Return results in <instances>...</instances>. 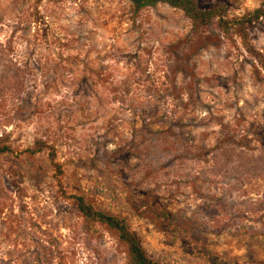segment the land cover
I'll use <instances>...</instances> for the list:
<instances>
[{"label":"rangeland","instance_id":"1","mask_svg":"<svg viewBox=\"0 0 264 264\" xmlns=\"http://www.w3.org/2000/svg\"><path fill=\"white\" fill-rule=\"evenodd\" d=\"M197 1L201 7L228 3ZM4 2L0 0V35L5 27L11 29L8 51L14 50L11 42L17 33L26 39L22 80L39 74L43 76L41 94H58L57 84L65 83L61 77H70L73 98L91 96L105 80L104 69L108 65L101 64L98 69L90 65L109 58L105 48L111 51L116 47L96 39L103 34L86 27L94 14H106L107 10L98 7L101 0H8L11 7L7 11L2 7ZM103 3L124 6L118 9V15L113 12L101 21L100 26L108 29L112 24L110 30L117 33V28L128 23L123 33L127 42L123 43L120 56L141 71L142 82L147 85V99L141 98L137 126L142 121L162 120L174 113L171 126L183 129L187 133L183 137L185 142L193 145L191 157L185 158L184 168L171 180L163 198L155 193H141L148 205L159 203L170 220H158L151 215L145 223L147 209L131 210L129 206L126 213L111 191L98 184H87L102 159L100 149L105 141L89 140L88 147H81L79 152L62 151L63 144L46 142L54 147L50 157L46 149L31 152L34 142L40 139L37 138L22 149L10 145L11 151L0 155V264L126 263L125 247L106 227L87 232L73 200L65 198L62 191L82 193L98 208L125 217L149 256L161 263L264 264V208L243 211L246 204L259 202L264 186L249 187L239 177L225 184L218 175L202 173L199 168L212 155L199 147L200 139L208 140L207 134L200 131L206 126H220L221 135L218 145H212L214 148L235 144L245 149L249 136L258 146L264 145V18L246 28L247 39L262 54L261 64L243 50L235 35L224 36L216 21L193 36L190 20L168 4L134 13L130 0ZM41 4L56 7L42 10ZM48 15L68 23H57L54 28ZM77 16L79 19L74 20ZM8 19H15L16 23H6ZM145 24L154 35L170 33L163 36L159 48L143 46L147 39ZM184 28L187 31L179 35ZM133 33L139 36L128 39ZM141 38L144 40L137 43ZM53 51L55 62L51 59ZM248 88L254 91L249 93ZM130 91L125 89L126 94ZM34 97L39 99L31 89L21 97L15 113L21 122L38 110ZM165 106L167 110L162 111ZM200 111L208 113L206 123L198 119ZM229 113L237 125L246 122L247 136L236 139L232 125L225 122ZM71 139L77 144L75 137ZM53 163L58 164L60 172ZM241 248L245 249L243 255L238 254ZM199 250L216 255L218 260Z\"/></svg>","mask_w":264,"mask_h":264},{"label":"clouds","instance_id":"2","mask_svg":"<svg viewBox=\"0 0 264 264\" xmlns=\"http://www.w3.org/2000/svg\"><path fill=\"white\" fill-rule=\"evenodd\" d=\"M224 5L226 7L218 11V16H224L230 23L251 16L257 11L262 13L264 18V0H228ZM2 7L7 11L11 4L5 0ZM40 7L44 10L56 6L41 4ZM98 7L101 11L107 10L106 14H94L86 23V27L94 33L103 34L96 39H103L109 46L116 47L111 48V51L105 48L104 51L109 52V58L90 65L97 69L101 64L108 67L104 69L105 80L96 86L95 91L87 99L76 100L72 97L73 85L69 82L70 77H61L65 83L57 84L58 94H41L43 85L40 84V80L43 76L39 74L35 78L22 80V62L25 59L22 53L26 47V39L17 33L11 42L14 50L9 52L11 29L5 27L3 34L0 35V139L6 137L5 143L12 145L14 149H22L31 145L34 139L40 138L45 142L55 141L57 144H63L65 147L61 150L67 152L73 150L79 152L81 147L87 148L89 140L98 138L105 141L100 149L102 159L96 165L97 170L90 174L91 180L87 181V184H98L111 191L126 213L130 210L129 206L131 210L147 209L146 223L154 210L148 207L141 193H155L163 198L171 180L184 168L185 158L191 157L193 145L191 142H185L183 137L187 133L183 129L171 126L174 113H169L162 120L142 121L137 126L139 106H142L141 98L147 99L144 91L147 85L142 82L141 71L126 64L120 56V49L123 43L127 42L123 39V33L128 23L126 22L122 28H117L119 36L110 30L112 24H109L108 29L100 26L101 21L106 20L113 12L118 15V9L124 6L104 4L101 0ZM47 18L54 28L57 23L64 25L68 23L63 18L56 20L51 15ZM75 19L79 17H74ZM6 23L15 24L16 20L8 19ZM186 31L187 28L182 29L179 35ZM169 35L170 33L163 34ZM137 36L139 33H133L128 39H135ZM145 36L147 39L143 46L154 48L161 46L163 36L154 35L148 24H145ZM28 38H31L30 35ZM142 40L144 38L137 40V43H141ZM55 51L51 55L53 62ZM155 61L156 57H153L154 65ZM126 88L131 89L127 94ZM30 89L39 97L38 100L35 97L33 100L34 104H38V110L21 122L15 113L21 104V97ZM253 91L252 88L247 89L249 93ZM244 98L247 99V95ZM48 104L53 107L49 108ZM166 110L167 106L162 109ZM197 117L206 123L208 113L200 111ZM225 122L232 125L236 139L248 135L246 122L237 125L232 120L231 113L226 115ZM58 128L61 132L57 131ZM200 131L207 134L208 140L200 139L199 147L204 152L212 153L210 158H206L204 163L199 165L202 173H216L225 184H230L234 178L239 177L246 180L249 187L257 184L264 186V147L258 146L255 139L249 136L245 149L233 147L217 151L212 145H218L220 126H206ZM71 137H75L77 144H73ZM68 145H72V148H68ZM244 251L245 249L241 248L238 254L243 255Z\"/></svg>","mask_w":264,"mask_h":264},{"label":"trees","instance_id":"3","mask_svg":"<svg viewBox=\"0 0 264 264\" xmlns=\"http://www.w3.org/2000/svg\"><path fill=\"white\" fill-rule=\"evenodd\" d=\"M130 2L134 13L139 12L145 7H154L160 3H165L171 7L181 10L191 22V33L193 36H197L201 32L202 28L211 24L213 21H216L218 28L224 36L230 37L232 34L235 35L240 40L243 50L261 63L262 54L260 51L256 50L252 43L247 39L246 32V28L249 24L258 22L262 19V13L258 11L251 16H245L238 19L234 23H230L224 16H218V11L221 8L226 7V5H224V3L222 4V2H217L208 7H201L197 0H130ZM6 139V137L0 139V155L11 151L10 144L5 143ZM233 147L243 149L235 144H225L222 147H217L216 150L220 151V149ZM261 147H264V145ZM45 149L48 151V155L53 157L54 147L52 145H48L41 139L34 142V149L31 152H39ZM53 164L57 172H60L58 164ZM212 174L217 175L213 172ZM243 181L248 183L246 180ZM1 191L2 188L0 179V192ZM62 192L65 198L73 200L77 212L83 219V228L87 232H96L99 227H106L113 234L115 239L125 247V264H164L149 256L146 249L138 240L135 232L132 230L129 221L125 217L98 208L86 197V195L82 193L68 194L65 191ZM148 207L154 210L152 215L156 219L170 220L168 213L162 209L159 203L154 202L148 205ZM244 208V212L254 211L255 209H263L264 195L256 204H246ZM199 252H202L205 256L214 261L218 260L216 255L210 254L206 250H199Z\"/></svg>","mask_w":264,"mask_h":264}]
</instances>
